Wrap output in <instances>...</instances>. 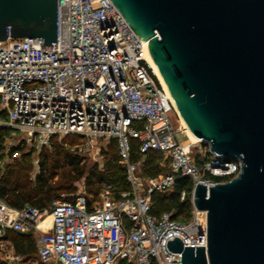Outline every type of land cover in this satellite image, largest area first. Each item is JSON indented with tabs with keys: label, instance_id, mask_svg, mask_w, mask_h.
Listing matches in <instances>:
<instances>
[{
	"label": "built area",
	"instance_id": "2783aa9c",
	"mask_svg": "<svg viewBox=\"0 0 264 264\" xmlns=\"http://www.w3.org/2000/svg\"><path fill=\"white\" fill-rule=\"evenodd\" d=\"M57 23L58 43L25 36L0 40V111L6 112L0 125L11 128L10 150H41L55 136L72 134L115 138L130 187L116 193L107 184L97 201L78 192L44 209L0 207V235L38 231L45 264H182V252L168 246L170 237L207 249L208 211L195 206L196 185L238 176L242 161L216 156L205 143L202 156L193 154L195 142L181 138L188 132L154 72L147 40L112 0H58ZM133 140L143 156L164 154L170 170L140 173ZM21 155L20 149L11 152L12 158ZM185 177L192 187L181 190L180 200L190 199V216L176 207L155 213L153 195L173 192Z\"/></svg>",
	"mask_w": 264,
	"mask_h": 264
},
{
	"label": "water",
	"instance_id": "95a60500",
	"mask_svg": "<svg viewBox=\"0 0 264 264\" xmlns=\"http://www.w3.org/2000/svg\"><path fill=\"white\" fill-rule=\"evenodd\" d=\"M163 75L192 134L238 176L199 182L205 245L168 246L182 264H264V0H112ZM58 0H0V40L57 42ZM51 264H62L54 262Z\"/></svg>",
	"mask_w": 264,
	"mask_h": 264
},
{
	"label": "trees",
	"instance_id": "16d2710c",
	"mask_svg": "<svg viewBox=\"0 0 264 264\" xmlns=\"http://www.w3.org/2000/svg\"><path fill=\"white\" fill-rule=\"evenodd\" d=\"M1 117H6L5 111H0ZM11 131V128L6 126H0V142L4 137ZM20 149L22 152L25 150L22 145L13 147V150ZM53 149L55 158L50 157L48 150H42V156L39 163V172L32 177L31 171L33 169L32 162L29 161L26 156H23L22 160H17L11 164H7L3 172H0V199L4 200L12 208H23L27 205L44 209L51 206L55 199H60L62 192H72L75 187L72 185L70 180L73 178H80L87 173L86 176V187L90 193L96 194L100 189V185L104 182L113 184L115 187L120 189H128L129 183L126 179V169L121 164L120 157L117 153L107 158L105 163V169H98V165H94L88 170L82 164V157L69 151H62L60 146L53 143ZM162 154L159 151L148 152L144 157L145 161L142 164L143 172L146 175H157L160 174V167L155 164L158 160V156ZM1 156V154H0ZM143 157V154L138 150V143L133 140L132 142V159L138 160ZM60 159H63L61 162ZM198 160L200 158L198 157ZM167 166L168 172L169 166ZM70 168V170L77 171V174L71 178V175L66 177L63 175V179L60 182H55L54 178L58 169ZM69 174V173H67ZM220 180V178H217ZM122 181V182H121ZM121 183V185H120ZM192 182L189 178H180L175 182L174 190L170 196H161L159 193L153 195L154 201V212L160 213L164 210H170L169 208L176 207L179 213H185L190 215L191 213V202L190 199L185 201L180 200V192L183 188L190 190ZM66 196L62 199H67ZM1 239L9 240L14 247L16 253L20 255H31L37 250L35 237L31 232H22L17 230L9 229L3 235ZM0 264H3L0 262ZM119 264H128L125 261H120Z\"/></svg>",
	"mask_w": 264,
	"mask_h": 264
},
{
	"label": "rangeland",
	"instance_id": "374dc122",
	"mask_svg": "<svg viewBox=\"0 0 264 264\" xmlns=\"http://www.w3.org/2000/svg\"><path fill=\"white\" fill-rule=\"evenodd\" d=\"M0 108H1V100H0ZM1 117V116H0ZM178 122V121H177ZM1 126V125H0ZM11 131L4 137V139L0 142V172H3L5 169V166L7 164H11L12 162H15L17 160H22L24 155H27L26 158L32 162L33 169L31 171L32 177H35V175L39 172V163L40 159L42 156V150H48L50 153V157L54 159L56 156L54 154V149H53V143H56L57 146H60L62 151H69L74 154H77L82 157V164L86 167L88 170L89 168L93 167L94 165H98V169L102 170L105 169V163L106 160L109 156L115 155L117 156V141L115 138H103V137H88L84 135H66V136H55L52 141L50 142L49 145L43 147L41 150H37L34 148H26L23 152L22 155L19 158H12L11 153H10V147H9V141L11 139L10 137ZM189 136V137H188ZM184 141L188 142L189 140H192L190 135H186V133H183V136H181ZM198 141L195 142L193 145V154L194 155H200L202 156L201 150H205V144L197 139ZM158 156V160L156 161L155 164H158L160 169V173H166L167 171V166L164 164L165 163V155L164 154H159L156 155ZM146 157H141L140 158V169L139 172H143V166L142 164L144 163ZM61 162H63V159H60ZM118 162H120L118 160ZM69 173V174H67ZM88 173V172H87ZM87 173L84 174V176L80 178H73L76 174L77 171L75 170H70V168H61L58 169L56 176L54 178L55 182H60L63 179V175L66 177L67 175H71V178L73 180H70L72 182V185L75 187V190L69 193L62 192L60 199H55V200H61L62 198L66 196H71L73 194H76L78 192H86L87 194L91 195L93 200L97 201L99 200V191L100 189L107 185V182L102 183L100 186V189L98 193L93 194L90 193L86 187V176ZM144 174V173H143ZM146 175V174H145ZM122 182V181H121ZM121 185V183H120ZM114 191L118 193V191H121L123 189L115 187L112 184ZM130 186V185H129ZM172 192L164 193L161 194V196L168 197L171 195ZM54 200V201H55ZM0 206H8V204L0 199ZM172 209V208H169ZM187 218L190 216L186 214ZM183 219V218H180ZM8 231V230H7ZM25 232H31V230H27ZM35 240H36V246L37 250L34 254L31 255H20V258H13L12 254H14V249L9 240L1 239L3 235H0V262L3 264H45L42 262L38 255V237L39 234L32 232Z\"/></svg>",
	"mask_w": 264,
	"mask_h": 264
},
{
	"label": "bare ground",
	"instance_id": "6f19581e",
	"mask_svg": "<svg viewBox=\"0 0 264 264\" xmlns=\"http://www.w3.org/2000/svg\"><path fill=\"white\" fill-rule=\"evenodd\" d=\"M150 63H151V65H152L153 69H154V72H155L156 75L158 76L159 80H160L165 86H167L166 83H165V81H164L163 75L161 74V72L159 71V69L156 67V65H155V63L153 62V60L151 59V57H150ZM177 109H178V108H177ZM178 111H179V109H178ZM179 113H180V111H179ZM180 116H181V118H182V122L185 124L186 130H187L188 134L190 135L192 141H193V142L198 141L197 138H196V137L192 134V132L190 131V129H189V127L187 126L186 121H185V119L183 118V116L181 115V113H180ZM51 218H52V216H51V215H48V216L46 217L45 222H44L43 224H48V222L51 220Z\"/></svg>",
	"mask_w": 264,
	"mask_h": 264
},
{
	"label": "crops",
	"instance_id": "0c3cea01",
	"mask_svg": "<svg viewBox=\"0 0 264 264\" xmlns=\"http://www.w3.org/2000/svg\"><path fill=\"white\" fill-rule=\"evenodd\" d=\"M0 207H8V208H12V207H10L9 205L8 206H0ZM32 232H34V233H37L38 231H34V230H31ZM38 234H39V232H38ZM39 238V237H38ZM37 241H38V239H37ZM13 246V245H12ZM13 249H14V247H13ZM15 251V250H14ZM14 253H16V252H14Z\"/></svg>",
	"mask_w": 264,
	"mask_h": 264
}]
</instances>
